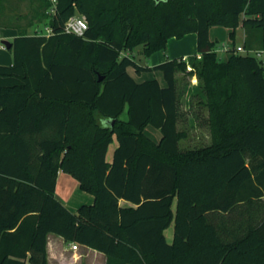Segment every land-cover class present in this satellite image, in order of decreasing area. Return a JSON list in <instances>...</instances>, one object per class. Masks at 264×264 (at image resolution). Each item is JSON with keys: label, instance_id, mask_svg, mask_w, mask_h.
I'll return each mask as SVG.
<instances>
[{"label": "trees", "instance_id": "16d2710c", "mask_svg": "<svg viewBox=\"0 0 264 264\" xmlns=\"http://www.w3.org/2000/svg\"><path fill=\"white\" fill-rule=\"evenodd\" d=\"M37 1L50 35L2 24L17 36L13 63L0 64V264H48L49 233L105 264H264V62L235 47L222 60L210 38L214 25L232 39L242 25L244 47L264 51V0ZM76 14L83 35L64 31ZM190 32L200 57L149 66L131 55ZM188 64L211 141L182 149L177 74ZM128 67L161 70L167 85ZM60 170L94 202L70 210L56 195Z\"/></svg>", "mask_w": 264, "mask_h": 264}, {"label": "rangeland", "instance_id": "374dc122", "mask_svg": "<svg viewBox=\"0 0 264 264\" xmlns=\"http://www.w3.org/2000/svg\"><path fill=\"white\" fill-rule=\"evenodd\" d=\"M0 1V24L8 25H20L21 28H26V32L33 34L36 31V28H41L47 23L40 22V17L42 14V2L37 0H3L2 5ZM44 20V19H43ZM32 25L29 27L27 25ZM221 29H224L221 27ZM224 31V30H223ZM229 42L233 43L227 33H219L218 48L219 58L224 60L229 54V50H226L224 45H227ZM238 41H241L240 39ZM2 43V42H1ZM232 45V46H231ZM230 46L233 47V44ZM139 49V48H137ZM2 52L7 51V48L4 47L1 49ZM260 60L264 62V51L260 54H254ZM178 80H179V93H180V108L182 112L181 121L179 124L180 128H189L188 137L182 139L179 143L182 149L189 147H199L210 143L211 137L210 132L208 131V126L204 122V117L207 116L206 108L202 109V106L199 104L200 95H197V85L199 80L196 75V71L192 70V66L188 64L187 69L178 71ZM192 102V103H191ZM197 116V118H196ZM191 126L193 128L191 129ZM146 133L152 134L156 140L160 139L161 131L149 125L146 128ZM159 138H158V137ZM115 142L117 139L115 138ZM69 177H72L68 174ZM74 179V178H72ZM75 181V180H74ZM74 186L69 185L67 190L72 192ZM79 189V188H78ZM76 188V195L83 193L82 195H89L88 193L80 192ZM81 195V194H80ZM78 202H86L81 196H76ZM174 231V225L166 230V235L169 240H171ZM84 254V255H83ZM50 264H102L96 255L88 254L87 256L83 253L82 248L79 247L77 252L66 251L64 254H54L53 258L50 261Z\"/></svg>", "mask_w": 264, "mask_h": 264}, {"label": "crops", "instance_id": "0c3cea01", "mask_svg": "<svg viewBox=\"0 0 264 264\" xmlns=\"http://www.w3.org/2000/svg\"><path fill=\"white\" fill-rule=\"evenodd\" d=\"M223 27L224 29H221ZM224 30V31H223ZM219 33H227L230 40L233 42H229L227 46H230L233 44V47H237L239 45H244L246 32L244 30V27L240 25L236 30V36L235 39H232L230 37L231 28L225 27V26H219L214 25L210 29V38L213 41H216L218 44L219 41ZM17 36V29L11 26H4L0 24V42L3 43V40H9L12 41ZM241 41H238V40ZM216 44V50L219 53L220 48H218V45ZM232 46V45H231ZM0 48V64H11L13 63V53L10 49L7 48V51L2 52ZM197 34L195 32H190L184 35L182 38H176L171 37L169 38L167 42V50H158L151 54L149 57H144L141 53L140 47L139 49H135L131 52V55L137 60L138 63L143 65H149L154 66L161 62H164L168 59H173L177 57H186L188 59L189 56L197 55ZM200 57V55L198 54ZM128 71L130 74L134 77V79L138 82H142L145 80L156 78L162 86H166L167 82L165 80L163 71L161 70H152V71H143L141 73H137L133 67H128ZM127 110L122 114L123 119H127ZM149 126V125H148ZM147 126V127H148ZM146 127V128H147ZM145 128V133H146ZM193 126H191V129ZM209 131V129H208ZM149 135L153 140H156L152 134L146 133ZM190 134V133H189ZM158 137V136H157ZM115 138L117 139L116 135H114L113 141L109 145L108 152H107V160L111 161L113 157V153L115 148L118 146V140L115 142ZM159 138V137H158ZM161 138V136H160ZM209 144V143H208ZM193 148V147H192ZM69 173H66L62 170L58 172L57 176V185H56V195L57 197L65 203L68 208L74 212H76L82 204H91L94 202V195L88 193L89 195H82L83 193H79V195H76V188L80 189V192L83 190L80 187L79 181L74 178L71 174H69L72 177L68 176ZM74 178V179H72ZM75 180V181H74ZM69 185L74 186V190L72 192L68 191L67 188ZM78 189V190H79ZM82 190V191H81ZM81 194V195H80ZM76 196H81V198L86 202H78L76 199ZM120 204L123 206H134L135 204L131 201L120 199ZM174 232V231H173ZM173 238V235H172ZM171 238V240H172ZM80 248H82L83 253L87 256L88 254L96 255L98 259L101 261L102 264H105L106 262V256L104 253L97 251L93 248L80 245ZM47 250H48V264H50L51 259L53 258L54 254L60 255L64 254L66 251L70 252H77L78 250H73L71 247V242L65 241V239L55 233H49L48 235V242H47ZM84 255V254H83ZM26 264H30L28 259H26Z\"/></svg>", "mask_w": 264, "mask_h": 264}, {"label": "built area", "instance_id": "2783aa9c", "mask_svg": "<svg viewBox=\"0 0 264 264\" xmlns=\"http://www.w3.org/2000/svg\"><path fill=\"white\" fill-rule=\"evenodd\" d=\"M88 29V22L87 19L84 15L76 14L71 16L64 27V31L68 33H75L78 35H83L85 31ZM53 32L52 28L49 25H45L44 27L41 28H36L35 33L36 34H46L50 35ZM6 47L4 43L0 42V48ZM226 50H230L232 47L224 45ZM236 52L240 53H248V54H257L260 55L263 50H254V49H247L244 47V45H239L235 47ZM184 60H187L186 57H183ZM71 247L73 250H78L80 245L78 243H71Z\"/></svg>", "mask_w": 264, "mask_h": 264}, {"label": "water", "instance_id": "95a60500", "mask_svg": "<svg viewBox=\"0 0 264 264\" xmlns=\"http://www.w3.org/2000/svg\"><path fill=\"white\" fill-rule=\"evenodd\" d=\"M3 43L5 44V46H6V48H10L11 47V41H9V40H3Z\"/></svg>", "mask_w": 264, "mask_h": 264}]
</instances>
